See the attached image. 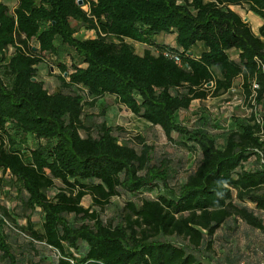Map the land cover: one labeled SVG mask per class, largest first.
Instances as JSON below:
<instances>
[{"label": "trees", "instance_id": "1", "mask_svg": "<svg viewBox=\"0 0 264 264\" xmlns=\"http://www.w3.org/2000/svg\"><path fill=\"white\" fill-rule=\"evenodd\" d=\"M16 1L13 11L0 2V188L17 190L26 226L0 205V264H19L11 226L31 248L42 243L59 255L26 264H213L208 256L222 228L234 234L242 222L264 233L257 213L264 212V0ZM232 7L260 17L258 33ZM82 29L96 38H77ZM160 34H176V45L157 44ZM130 41L147 49L139 54ZM66 53L70 68L60 61ZM48 56L62 91L50 93L38 78ZM237 79L253 111L234 117L222 146L178 122L193 101L225 95ZM107 95L198 155L185 181L175 186L170 161H158L144 137L123 138L122 127L105 121L90 133L86 107ZM28 137L46 144L25 148ZM122 195L140 199L105 220L102 212ZM87 196L90 208L82 205Z\"/></svg>", "mask_w": 264, "mask_h": 264}, {"label": "rangeland", "instance_id": "2", "mask_svg": "<svg viewBox=\"0 0 264 264\" xmlns=\"http://www.w3.org/2000/svg\"><path fill=\"white\" fill-rule=\"evenodd\" d=\"M15 1L16 0H0V2L6 4L11 10L16 6ZM178 1L182 3L185 0ZM84 9L87 8L85 7ZM232 9L238 12L244 19H249V23H251L254 32L258 33L253 20L254 17L259 19L258 16L248 12L245 7H232ZM77 37L82 40L95 39L96 33L82 29L79 34H77ZM165 38L172 40L168 34H160L155 37L158 42H164ZM130 43L133 44L137 53L143 54L144 50L142 45L131 41ZM202 50V44L194 48L196 54H199ZM12 51L13 50L10 52ZM68 52L71 53L70 50ZM231 56L237 59V54L235 52H231ZM46 59L45 63H42L38 67V78L44 81L45 87L50 93L62 91L60 82L57 78L58 75H60V69L56 63H54L55 60L53 57L48 56ZM60 61L70 68L73 63V55L66 53ZM241 86V79H237L233 89L229 93L216 98L209 97L205 101H193L189 110L181 111L177 114L178 122L190 130L202 129L206 131L209 135L217 139L219 146H222L227 131L234 128V117H249L253 111L252 108H250L251 104L245 100ZM74 91H77V88L74 89ZM85 115L86 118H92V120L86 121V124L90 127V133L93 136H97V125L105 121L110 126L122 127L126 132L123 138H135L139 135L144 137L147 144L154 148V154L158 161L163 159H168L170 161V165L174 169L176 177L174 180L175 186L185 181L189 173L195 168V164L198 161L197 154L189 153L171 144L160 128L152 127L144 120L134 116L126 107L121 106L113 96L107 95L99 99L93 108L86 107ZM82 136L85 137L86 133L82 132ZM39 144L45 145L46 141L28 137L26 139V146L24 147L35 148L39 146ZM1 176L2 173L0 171V178ZM11 179L13 180V178L8 175L5 184H10ZM17 186L20 185L18 184ZM60 186V183L57 182L56 187L59 188ZM56 192V190L50 191L48 194L49 197H53ZM157 193L158 191L145 192L142 197L153 199L156 197ZM16 195L17 190L12 186L0 188V205L10 209L12 213L18 216L21 215L22 212L17 211L18 201ZM139 199L138 197L130 195H122L118 198H113L110 206L102 212V216L107 221L116 220L119 218L120 214H124L125 211H123V208L126 202H138ZM82 205L85 208H90L92 206L91 197H85L82 201ZM251 207L253 208V205ZM257 213L264 221V212ZM17 216H15L17 223L20 226H26V219ZM32 221L36 229L40 230L42 216L39 212H36L32 216ZM69 221L73 225L80 223V221L73 216L69 217ZM7 232L10 235L9 241L12 244L15 255L19 259V264L40 262L43 260H47L49 263L57 261L59 255L55 250L47 248L44 244L38 242H35V248H31L29 244V241H31L30 237L26 234L22 235L21 232L15 230L12 226ZM263 254L264 233L240 222L234 234H230L227 227L218 231L214 252L210 254L208 258L213 264H258ZM0 262H2L1 258ZM206 263H208V261Z\"/></svg>", "mask_w": 264, "mask_h": 264}, {"label": "crops", "instance_id": "3", "mask_svg": "<svg viewBox=\"0 0 264 264\" xmlns=\"http://www.w3.org/2000/svg\"><path fill=\"white\" fill-rule=\"evenodd\" d=\"M16 2V6H17V4H18V2L17 1H15ZM180 3V2H179ZM16 6H15V8H16ZM14 8V9H15ZM13 9V10H14ZM12 10V11H13ZM250 13H252V12H250ZM253 14V13H252ZM244 19V18H243ZM246 22H249V19H244ZM254 22H255V26H256V28H257V30L259 29V27L262 25V19L259 17V19L258 18H255L254 17ZM261 21V22H260ZM250 25H251V23H249ZM252 27V26H251ZM252 29H253V27H252ZM254 31V30H253ZM91 32V31H90ZM93 32H95V31H93ZM77 34H79V33H77ZM77 34L75 35L76 37H77ZM168 36L169 37H171L172 38V40H168V38H165V40H164V42H158L155 38V42L157 43V44H160V45H170V46H175L176 45V34H168ZM156 37V36H155ZM78 38V37H77ZM138 44H140V43H138ZM140 45H142L143 46V50H145V49H147V46L146 45H143V44H140ZM201 53V52H200ZM200 53L199 54H196L197 56H199L200 55ZM40 80V79H39ZM41 81H43V80H41ZM44 82V81H43ZM259 264V263H258Z\"/></svg>", "mask_w": 264, "mask_h": 264}, {"label": "built area", "instance_id": "4", "mask_svg": "<svg viewBox=\"0 0 264 264\" xmlns=\"http://www.w3.org/2000/svg\"><path fill=\"white\" fill-rule=\"evenodd\" d=\"M166 57L173 59L179 66H182V61L177 55H170L169 53L165 52L164 54ZM257 87V86H255ZM260 264H264V254L262 256V260Z\"/></svg>", "mask_w": 264, "mask_h": 264}, {"label": "water", "instance_id": "5", "mask_svg": "<svg viewBox=\"0 0 264 264\" xmlns=\"http://www.w3.org/2000/svg\"><path fill=\"white\" fill-rule=\"evenodd\" d=\"M82 4H83V1L80 0V1H79V5H82ZM192 54H193L192 52H189V53H188L189 56H192ZM34 80H36V79H34ZM210 86H212V83H209V84H208V87H210Z\"/></svg>", "mask_w": 264, "mask_h": 264}]
</instances>
